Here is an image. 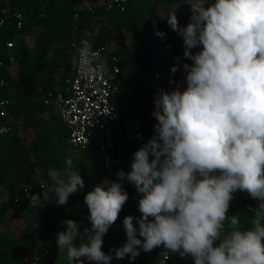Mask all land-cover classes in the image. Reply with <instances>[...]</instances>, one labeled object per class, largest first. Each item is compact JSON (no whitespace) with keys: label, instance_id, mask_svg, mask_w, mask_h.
Here are the masks:
<instances>
[{"label":"clouds","instance_id":"9594fccd","mask_svg":"<svg viewBox=\"0 0 264 264\" xmlns=\"http://www.w3.org/2000/svg\"><path fill=\"white\" fill-rule=\"evenodd\" d=\"M186 4V25L175 10L165 17L191 61L182 64L186 86L170 79L176 87L155 95L152 135L133 153L130 170L84 194L90 226L81 230L78 221L61 220L55 242L66 250L67 264L132 262L156 248L165 259L178 255L193 264H264V0ZM155 35L165 37L159 30ZM75 57L82 77L113 78L89 39L80 40ZM176 59L172 75L181 66ZM48 176L58 207L67 209L70 197L85 189L71 158L62 168L50 167ZM125 182L136 190L140 216L123 218L126 242L105 253L103 238L129 200ZM239 192L258 203L230 214ZM42 198L48 194H28L30 207Z\"/></svg>","mask_w":264,"mask_h":264},{"label":"trees","instance_id":"16d2710c","mask_svg":"<svg viewBox=\"0 0 264 264\" xmlns=\"http://www.w3.org/2000/svg\"><path fill=\"white\" fill-rule=\"evenodd\" d=\"M169 5L181 7L180 0H130L125 10L116 6L107 9L106 1L84 7L80 0L11 1L13 9L28 11V17L22 29H18L11 20L0 25V60L3 62L0 74L9 83L1 94L14 102L9 109L11 131L0 146V186H5L7 197L5 202L0 203V264H28L25 256L36 247H40L42 264H47L45 243L55 226L58 225L54 232L57 233L64 230L61 220L73 219L80 223L81 230L89 227L88 212L83 205L84 194L105 178L117 179L116 175L109 176L101 167L96 147L81 152L71 147L68 127L51 107L44 104L49 92L61 90L65 79L75 74L76 48L73 44L79 46L80 40L87 38L93 48L101 45L111 47L121 32L134 33L138 50L131 51L119 46L111 53L119 58L120 66V86L112 102L116 110L126 116L151 119L155 95L161 88L171 91L176 87V83H169L170 79L186 86L183 85L182 64L191 63L183 57L182 39L171 30L166 19L156 18L158 13L169 11ZM176 14L181 26L189 22V10H177ZM157 30L165 33L163 39L155 35ZM33 36H36L34 51L26 43V38ZM8 43H12L13 47L8 48ZM177 57L181 66L172 75L170 70L177 63ZM16 65L25 69L20 85L11 75V69ZM127 129L128 126L121 125L116 145L111 150V155L120 161L116 172L120 169L130 170L132 155L137 150L126 143ZM28 131L36 135L34 143L28 142L22 135V132ZM152 131L153 122L147 127L148 137ZM75 152L81 155L73 158L70 154ZM68 158L72 159L85 181L84 191L69 199L68 205L75 207L72 215L59 219V212L49 205L48 199L42 198L37 207L14 201L20 194L17 186L31 179L40 180L35 178V171L42 173L54 193L48 169L64 167ZM124 187L129 200L119 213L117 222L103 238L102 250L105 253L126 242L123 218L127 215L140 216L137 207L139 197L134 186L125 182ZM257 203L246 192H239L231 201L230 210L244 213L248 205L255 207ZM77 204L80 205L79 209L76 208ZM18 209L24 211L26 219L22 236L11 229L12 223L21 217ZM241 222L249 226L244 216H241ZM160 252V248L151 253L142 252L135 262H130L128 257L113 258L110 264H161L162 261L163 264H193L191 259H182L178 255H172L165 261Z\"/></svg>","mask_w":264,"mask_h":264},{"label":"built area","instance_id":"2783aa9c","mask_svg":"<svg viewBox=\"0 0 264 264\" xmlns=\"http://www.w3.org/2000/svg\"><path fill=\"white\" fill-rule=\"evenodd\" d=\"M12 0H0V25H5L8 21L15 23L18 29H22L27 21L28 11L15 10L11 6ZM130 0H106L107 9L113 6L125 10ZM8 48L13 44L8 43ZM73 46H78L74 43ZM102 50V55L106 57L108 68L113 78L105 77H82L75 62V74L73 77L66 78L64 87L61 90L49 92L44 98V104L51 107L54 112L62 119L69 129L68 142L71 147L79 152L96 147L100 156V165L109 176H115L117 168L120 166L119 159L111 155V150L116 145V136L122 124L128 126L125 134L126 143L133 145L137 149L141 147L149 138L146 130L152 122L148 117L126 116L116 110L112 98L117 93L120 86V66L119 58L112 55L109 46L101 45L93 48ZM13 60V59H12ZM3 62L0 60V71ZM119 69L117 73L115 69ZM0 146L3 139L10 133L11 125L9 122L10 107L13 100L2 96L1 91L8 87V81L0 74ZM110 166V170L109 167ZM20 193L14 201L21 205L30 206L28 194L46 192L48 203L59 212V219L65 216V207L57 206L54 193L47 182L31 179L26 183L17 186ZM27 190V194H26ZM53 199V200H52ZM58 225L55 226L54 232ZM49 234L48 240L54 235ZM136 258L135 261L139 259ZM165 259V261H168ZM28 264L38 261L42 264L40 247L25 256ZM132 261V262H135Z\"/></svg>","mask_w":264,"mask_h":264},{"label":"rangeland","instance_id":"374dc122","mask_svg":"<svg viewBox=\"0 0 264 264\" xmlns=\"http://www.w3.org/2000/svg\"><path fill=\"white\" fill-rule=\"evenodd\" d=\"M106 0H80L81 2V6H92L98 3H103ZM188 2V0H180V5L181 7H179L178 5H172V6H168L169 7V11L166 12H160L158 13L156 18H160V19H165V17L168 15V13L173 12L174 10H189V5L186 4ZM26 43L30 46L31 50L34 51L35 50V44H36V36L33 37H27L26 38ZM119 46L125 47L127 49H130L131 51H136L138 50V41H137V37L134 33L131 32H121L120 34L117 35L116 39L112 42L111 45V49L115 50L117 49ZM25 69L21 66H14L13 69H11V75L14 78V80L16 81L17 85H20L22 82V77L24 75ZM151 120L153 122V124L155 123L154 118L151 117ZM46 121H48V119L46 118ZM23 136L25 137V139L28 142H33L34 143V138H35V134L33 131H28V132H22ZM72 155L73 158H77L79 157L81 154L78 152H75ZM35 178L43 180L44 182H47V180H45L42 177V173L40 171H35L34 173ZM48 183V182H47ZM6 188L5 186H0V203L5 202L6 200ZM71 209V210H68ZM18 211H20L21 213V217L14 221L11 225V229L13 231V233H15L16 235L22 236V230L23 227L25 225L26 219L24 216V211H22V209H18ZM75 211V207H71V206H67V209L65 208V215L68 214H73V212ZM235 213L234 211L230 210V214ZM242 223V222H241ZM242 225L244 227H247V224H243ZM55 234L53 235V237L49 240L46 241L45 246H46V257L47 259V264H67V255H66V250L65 249H58L57 244L55 242ZM85 264H92V262H87L85 261Z\"/></svg>","mask_w":264,"mask_h":264}]
</instances>
